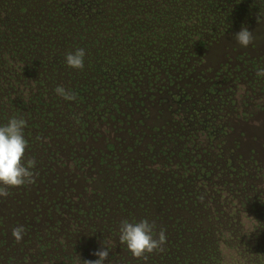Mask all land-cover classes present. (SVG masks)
<instances>
[{
  "label": "rangeland",
  "instance_id": "374dc122",
  "mask_svg": "<svg viewBox=\"0 0 264 264\" xmlns=\"http://www.w3.org/2000/svg\"><path fill=\"white\" fill-rule=\"evenodd\" d=\"M76 4L86 7L82 0H63L66 8ZM243 12L239 19L251 22L224 33L199 66L205 74L201 92L193 93L191 81L185 91L154 92L151 115L134 113L133 120L141 122L124 124L115 117V102L103 107L102 119L108 121L103 126L101 120L85 127L80 115L32 118L23 111L17 117L26 121L24 162H35L34 183L0 197V264H69L72 256L84 264L90 255L96 258L95 234L109 227L119 233L123 221L153 216L154 235L172 223L164 250L155 254L163 264H264V77L257 76L264 68V10L252 19ZM5 27L3 62L16 46L6 44L13 35ZM242 27L254 37L246 48L235 38ZM13 75L0 76V126L16 118L12 103L44 91L35 75ZM68 88L77 92L72 84ZM91 108L77 110L87 117ZM176 114L188 121V133L199 129L192 124L207 123L200 138L184 145L157 130ZM184 146L192 155L177 154ZM191 191L201 198L206 216L184 221L187 214L173 204ZM18 226L25 229L20 242L11 235ZM147 258L143 263L152 264Z\"/></svg>",
  "mask_w": 264,
  "mask_h": 264
},
{
  "label": "flooded vegetation",
  "instance_id": "af4514ba",
  "mask_svg": "<svg viewBox=\"0 0 264 264\" xmlns=\"http://www.w3.org/2000/svg\"><path fill=\"white\" fill-rule=\"evenodd\" d=\"M83 1L86 2V7H79V4H76L75 6H78L76 8H66L63 7V0H60L56 6L52 7L58 19L54 21L50 20V24L48 25L43 22L42 25L33 30V35L37 39L46 38L45 41L42 39L38 43H34L33 46L37 53L36 58L40 60L47 59L45 51V48L48 47L47 41L59 42L60 47L63 49L62 51L67 54H69L68 49H72L74 52L70 53L73 54L78 49L85 50L84 68L82 70H74L66 66L60 68V64L64 63L65 60L64 56L63 58L61 56L63 52L58 50L55 52V55L59 57L57 65H59L60 69L58 68L56 73L48 74V71L43 69L40 71L32 69V62L37 60L34 55L21 56L18 49L24 44L20 40L23 39L22 26L15 22L18 17L16 15L2 17V14L5 13L3 12L6 9L5 6L8 9L12 8H9L4 0H0V39L3 34L6 35L7 29L5 26H8L9 32L11 31L13 37L6 44H12V47H14V43H16L12 51L10 50L8 61L6 59L5 62L0 61V76L23 73L35 75V77L40 78L42 81L44 89L46 87L45 84L54 89L61 86L66 89L67 86L72 84L76 87L77 92L74 93L77 99L71 102L73 109H70V115L68 116L72 118L74 115H80L83 124L91 121V119H93L95 124H99L102 120L101 126L104 123L108 124L106 119H102L104 117L101 114L106 111V109L103 110V107L110 102L119 104L117 109L118 115L115 114V117H122L124 124H134L135 122H141V120H133L134 113L137 110H143L141 114L145 116H150L152 111H154V106L156 105H154V92L165 91L171 93L174 87L185 91L183 88L186 89V87L191 86L187 81L193 82V93L197 94L201 92V84L204 81L205 74L202 71L200 72L199 66L207 59L206 56H209L208 53H210L213 44L224 33H233L238 26L251 22L246 19H239V16H242L240 12L244 11L252 19L254 16L260 18L261 16L258 13H261L262 9L264 10V0ZM43 8L45 10L44 5ZM123 8L129 10L128 17L130 20L128 21H134L140 26L144 24L154 25V35H142L139 33L137 37L131 39L136 45L132 46L129 44L130 37L122 30V26L128 22L124 19L126 18V13L122 17ZM165 8L169 9V12H167L169 18L166 20L168 24L160 25L159 21L154 20V12L155 15L160 16ZM7 11L9 10L6 9ZM29 12L31 13V10ZM64 14L68 19L64 18ZM27 15L29 16V13ZM50 27L54 28L51 32L48 31ZM3 29H5L4 32ZM32 40L34 39L28 37L27 43ZM137 40H141V42L137 43ZM147 43H153V45L149 46ZM138 44L144 49H142L143 53L140 55L135 52ZM127 49H132V55L135 53V64L133 67L121 66L122 74L125 76L124 86H118L114 83L101 84V82L107 81V77L112 76L111 73L118 71L113 65L122 63L120 62L122 54ZM109 53L111 55H108ZM4 54L2 53V55ZM109 56H113V58ZM77 81L78 83H76ZM85 84H87L86 88L82 86ZM3 86V84L0 85V91H3ZM115 88L117 89L116 92L113 91ZM66 90L69 91L70 88ZM118 91L121 93L117 95ZM71 92L73 91L71 90ZM81 97L83 100H80ZM21 103L16 102L15 105L11 104V111L14 112L16 118L19 115L15 114L16 110L12 107L18 106ZM159 104L157 103V107H159ZM88 105L92 107L90 115L84 117L86 111L79 113L78 110L83 106L89 107ZM95 108L96 112L99 113L97 115L92 112V109L94 111ZM61 113L63 112L60 111L59 116L61 118H68L63 117ZM111 117L115 119L114 116L107 118ZM2 118L10 119L9 117ZM206 124H192L199 129H196L194 134L188 133L186 129L189 126L188 121H185L184 117L177 115L175 118L173 116L172 120L165 125L158 127L157 130L160 132L166 130L167 133H171V135H167L168 138H176L185 141L184 145H189V139L196 140L200 138L198 135H201L202 126L206 127ZM182 153L192 155V149H187L184 146L177 151L178 155ZM200 155H203V152ZM193 175H195V172H193ZM196 177H199V172L196 174ZM194 181L195 179L191 182L193 183ZM184 199L185 201L173 204V208L181 209L187 214L184 221L190 217L197 218L198 215L206 216L205 210L202 211L201 198L197 197L193 191H191L188 197H184ZM144 209L147 211V206ZM142 220H147L150 224H153L154 216L152 220L146 219V217H136L130 219L128 222L138 223ZM209 220L211 219L209 218ZM215 221L217 222V219ZM169 227H172V223H169L166 227L165 234L167 240L169 239ZM111 228L109 227L107 230L114 232L113 234H118V232ZM196 243L197 246H200L199 242L196 241ZM166 250L170 249L167 248ZM170 251L172 252V250ZM155 254L157 255V253L154 252L152 264H163L161 261L155 259L157 258ZM143 262L141 260V262H135L134 264H144Z\"/></svg>",
  "mask_w": 264,
  "mask_h": 264
},
{
  "label": "trees",
  "instance_id": "16d2710c",
  "mask_svg": "<svg viewBox=\"0 0 264 264\" xmlns=\"http://www.w3.org/2000/svg\"><path fill=\"white\" fill-rule=\"evenodd\" d=\"M59 1L60 0H4V2L9 6V8H12V9H8L5 6V8L9 11H7L8 12L7 13L5 9L3 12H5L6 16L7 15L18 16L15 22L19 23V25L22 26L21 32H23V35H22L23 39H20V40L24 44H22L21 47L18 49L21 56L27 57V55L32 54L36 58L37 53L35 52L36 50L33 47L34 43H38L42 39H44L45 41L46 38L37 39L36 36L33 35V30L37 28L38 26L42 25L43 22L46 25H48L50 24L49 22L50 20L54 21L58 19L57 14L54 10H52V7L56 6L57 2ZM43 5L44 7H47V9L44 10ZM29 10H31V13L29 12ZM128 12L129 10L123 8L122 17H123V14L126 13V18L124 19L127 21L130 20V18L128 17V14H129ZM167 12H169L168 8H165L160 16L155 15V12H154V20L159 21L160 25L168 24V22H166V20L169 18L167 15ZM28 13H29V16L27 15ZM63 16L65 19H68V17L65 14ZM124 27H126V29H124ZM51 30H54V28L53 27L48 28L49 32H51ZM122 30L125 34H127L128 37H130L129 44H131L132 46H135L136 44L131 39L137 37L139 33L142 35H150V36L154 35V25L144 24L143 26H140V25H137L134 21L126 22L122 26ZM68 35H71V34H68ZM28 37H31L34 40L28 41L29 43H27ZM140 42L141 40H137V43H140ZM46 44L48 46L47 48H45V51L47 53V59L40 60L36 58L37 60L32 62V69H34L35 71H40L43 69V70L48 71V74L54 73V72L56 73L59 68V65H57V63L59 62V57L55 55V52L58 50H61V52H63L62 51L63 49L60 47L59 42L47 41ZM147 44L149 46L153 45V43H147ZM142 49L143 48L141 47V45L138 44L135 49L136 54L138 55L142 54L144 50ZM68 51H69L68 53L74 52L72 49H68ZM65 54L67 53L63 52V54H61L62 58L64 56L65 61L64 63L60 64V68L65 67V66L68 67L66 63V59H65L66 57ZM108 55H111V53H109ZM134 56H135V53L134 55H132V49H127L125 53L122 54V57H121L122 59L120 60V62L122 63L121 64L116 63L113 65L118 71L116 73H111L112 76L107 77V81L101 82V84L106 85L108 83H114L118 86H122V85L124 86L125 76H123L122 74L121 66H126V67L132 66L133 67L135 64ZM109 57L113 58V56H109ZM40 63L42 64L40 65ZM76 83H78V81ZM82 86L86 88L87 84L82 85ZM113 91L116 92L117 89L115 88ZM118 93H121V92L118 91L117 95ZM43 100H45V102H43ZM80 100H83V98L81 97ZM71 102L73 101H66L63 98L61 99V97L56 94L54 88L48 89L45 87L43 92L32 94L29 99L28 97H26L22 100L21 104L19 105L17 104L18 106H15L16 107L15 114L22 115L24 111V114L26 116H31L32 118L33 116H37V117L41 116V117H47V118L52 119L53 117H60L59 114H60V111H62L63 113H61V115H63V117H69L68 115H70V109H73ZM96 108L94 111H93L94 108L92 109V112L95 115L99 114L96 112ZM92 121L93 119H91V121L89 122L92 123ZM87 124L88 122H85L84 126L86 127ZM113 233L114 232H111V231H108V232L105 231V233L95 234V237L97 239L95 240L93 244L95 249L98 251V250H101L102 246L106 247L105 245L109 240L112 241L111 245L106 247L108 252L111 253L109 255L111 257V264H134L135 262H141V260H143L144 262H147L146 261V259H148L147 256L151 257L149 261L153 262L154 258L152 257L154 256V253L150 255H146L144 258L137 259L132 256V254L127 249L126 245L120 242L119 233L118 234H113ZM117 240L119 241L118 243H117ZM81 241L82 240H80V243ZM77 248H78V251L84 250L79 245ZM85 248H88V246H86ZM115 249H117V252H115ZM85 255L87 256L88 254L85 253ZM96 259L97 257L94 259L90 255V257H87L86 261H94ZM68 263L78 264V260L73 258L72 256L69 259ZM105 264H108L107 260L105 261Z\"/></svg>",
  "mask_w": 264,
  "mask_h": 264
},
{
  "label": "clouds",
  "instance_id": "9594fccd",
  "mask_svg": "<svg viewBox=\"0 0 264 264\" xmlns=\"http://www.w3.org/2000/svg\"><path fill=\"white\" fill-rule=\"evenodd\" d=\"M238 44L242 47H248L253 43L252 32L247 28L241 29L235 35ZM85 50L78 49L75 53L66 55L68 67L74 70L84 68ZM258 77H264V68L257 72ZM55 92L66 101H75L77 96L74 92L66 90L64 87H57ZM26 121L24 119L11 118L7 125L0 126V197L9 195V188L21 187L26 184L34 183L33 172L30 170L35 167L33 160L25 159V152L28 142L24 138V128ZM155 225L147 220L138 223L123 221L119 228V240L125 244L133 257L137 259L144 258L146 255L154 252L163 251V245L167 241L164 230L159 231L158 236L154 235ZM12 237L16 242L23 240L25 229L18 226L12 229ZM97 257L94 261H85L84 264H105L109 252L102 246L101 250L94 253Z\"/></svg>",
  "mask_w": 264,
  "mask_h": 264
}]
</instances>
